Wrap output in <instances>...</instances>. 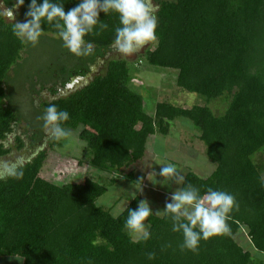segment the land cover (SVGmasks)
<instances>
[{"label": "trees", "instance_id": "obj_1", "mask_svg": "<svg viewBox=\"0 0 264 264\" xmlns=\"http://www.w3.org/2000/svg\"><path fill=\"white\" fill-rule=\"evenodd\" d=\"M155 1L158 39L139 55L138 64L176 71V86L198 95L204 104L183 109L157 102L147 111L143 97L130 85L132 62L107 57L114 51L118 14L101 12L99 18L109 28L85 37L93 44V54L72 55L76 67L55 64L42 84L53 81L54 74L61 75L63 83L73 74L84 76L92 64L104 59L101 70L82 88L46 98L37 110L42 117L44 109L55 104L69 112L63 127L79 129L89 156L85 164L97 177L62 184L49 179L47 169L53 166H48V153L58 144L52 140L29 159L21 179L0 180V260L17 257L21 264H264L235 241L243 230L247 243L264 256V180L252 161L264 149V0ZM15 2L7 0L5 6L12 8ZM29 2L13 10L19 11L16 22L25 21ZM54 2L64 3L67 12L79 0ZM13 23L0 16V158L12 151V135L14 148L23 147V135L17 134L22 116L16 106L24 103V95L31 98V93L39 92L32 81L38 74H24L23 65L31 57L38 71L49 47L54 48V55L59 49L68 54L52 24L42 22L44 33L32 46L13 34ZM213 102L224 103L222 113H214ZM178 118L197 128L206 157L215 165L206 179L187 172L181 187L191 184L202 196L208 188L223 190L234 194L239 205L228 214L230 232L201 240L196 252L181 249L182 233L172 231V220L165 214L145 221L150 225V239L133 240L125 220L128 208L136 209L137 196L116 217L97 205L107 191L100 176H111L142 160L148 140L167 135L170 123ZM119 178L139 184L129 172L113 176L111 185Z\"/></svg>", "mask_w": 264, "mask_h": 264}, {"label": "clouds", "instance_id": "obj_2", "mask_svg": "<svg viewBox=\"0 0 264 264\" xmlns=\"http://www.w3.org/2000/svg\"><path fill=\"white\" fill-rule=\"evenodd\" d=\"M6 2L7 0H0L2 6L0 16L15 21L13 10L22 7L25 0H16L12 8L6 7ZM157 8L153 0H79L77 6L65 12L64 3H57L54 0H42L38 3V0H30L25 12V21L13 23V34L23 43L35 45L44 33L42 22L46 21L56 29L63 46L71 54L76 57H89L93 54V44L86 41L85 37L89 34L99 35L109 28V25L99 18V14L103 12L106 16L109 13H116L120 26L114 29L113 47L125 56H132L140 52L146 44L157 42ZM41 119L44 130L53 141L65 140L72 135L63 127L70 119L67 110L50 104L44 109ZM27 163L29 160L23 156H18L14 160H0V180L21 179ZM155 164L162 165L159 176L163 179L157 181V173L153 171L148 175L152 177L151 180L148 179L153 185L164 186L167 184L165 180H173L179 186L171 193L170 202L165 204V209L157 213L163 212L170 216L172 231L182 233V250L196 252L201 240L206 241L230 232L228 214L239 207L234 194L208 188L202 196L200 190L191 184L180 187L184 184V176L180 174L176 164L167 162ZM136 181L139 184L135 188L142 191V180ZM132 199H136L135 193H132ZM152 215L149 202L142 199L135 210L128 208L125 227L146 241L150 239L151 232L150 225L145 221ZM152 258L153 254L150 253L149 259Z\"/></svg>", "mask_w": 264, "mask_h": 264}, {"label": "rangeland", "instance_id": "obj_3", "mask_svg": "<svg viewBox=\"0 0 264 264\" xmlns=\"http://www.w3.org/2000/svg\"><path fill=\"white\" fill-rule=\"evenodd\" d=\"M153 2L154 4H156L155 0H153ZM0 9L2 11V6H0ZM18 13H19L18 10L13 12L15 16V21L8 20L6 17L5 19L8 22H16ZM148 48H151V44L149 45L146 44L140 50V52L135 53L132 56H125L124 54H121L119 52L112 53L109 55L110 59L124 58L133 63V64L130 63L131 64L130 67L132 69L133 72L132 76L134 78L130 82V85L131 87H133V90L135 92L139 93L143 97L145 103V109L147 111H152L153 107L157 102H168L174 106H178L183 109H190L191 107L196 105L199 106L203 105L204 101L198 95L183 91L182 89L176 86L175 84V79L177 74L176 71L160 69V68H152L146 66L145 64L143 65H141L140 63L138 64L139 55H141L143 51ZM45 50H46V59L43 61V64L38 65V67L36 68L38 71H36L33 68V62H37V61L32 60V58L29 57L26 62L27 64H24L22 68V72H24V74L29 75V73L31 74L36 73L42 79H48L46 75H48L49 70L53 68L55 64L59 65V67L60 66L76 67L74 60L71 58L73 54H71L69 51H67L68 54H64L65 52L63 53L59 49L56 51L54 55L53 47L46 48ZM31 69H33L34 72L30 71ZM38 97H36L35 99L39 105L45 99L42 97L41 98ZM45 97H47V94L45 95ZM22 99L24 103L21 104V102H19L16 107L19 114L22 116L20 125L18 127L19 134L23 135L22 138H24L26 137V135H24L25 133L32 134L30 126H33L34 128H39L43 121L40 115L38 114L36 105L32 104L30 96L27 97L26 95H24ZM210 107L212 108L215 114H220L223 112L225 105L224 103L221 102H213L210 104ZM39 109L40 108H38V110ZM189 126H190V132L197 131V128L193 124H190ZM42 132L45 133V136L41 149L47 148V146L52 142V139L48 136L44 128ZM70 132L72 135L69 138L58 141V144L55 145L53 147V150H51L48 153L49 155L48 166H53L54 169L51 167L49 168L47 167L48 168L47 172L49 173L47 176L49 179H52L54 182L59 184L68 183V182H79L82 181L84 176L97 177L96 172L90 169L85 164L89 156H87L85 150L86 148L85 142L79 138V133H78L79 129ZM155 141L156 139H154V137H151L148 140L146 145V155H145L146 157L142 161L136 163L137 165L134 164L127 168H123L121 171H117L115 172V174L111 176H100L99 182L107 186V191L97 200V205L102 209L108 210L113 217H116L121 213L127 201L132 199V193H135L137 197H140L142 199H147V201L150 204V207L154 204V201H156L157 197L167 198V203L168 201H170V198L166 197L164 194L161 195L162 193L170 192V181L165 180L167 184L164 186H161L160 184L153 185V183L150 181L152 177H148L150 173L155 171L157 173L156 175L157 181L162 180L163 178L159 176V171L162 165H157L155 164V162H161V163L167 162L165 159L159 157L155 158L154 156L152 157V152H153L152 148H154L155 146ZM191 142H192V149H194V147L197 144H200L201 148L202 145H204L203 142H200L199 139H197V141H194L191 138ZM10 143L11 146H13L12 151L5 157L0 158V160H14L16 157L22 156V152H18L14 148L15 141L13 140L12 137L10 138ZM65 145H67V147H65ZM163 152H159V153L164 154ZM200 154H201V158H204L205 156L207 160L205 158L204 159L206 160V162H208V158L206 157L205 151L201 152ZM166 157H169V155L166 154ZM78 160L80 161L82 160L83 164L79 166L77 164ZM252 161L254 164L260 167L261 175L264 180V149L254 154L252 156ZM192 171L193 173L199 172V170H195V169ZM129 172H132L136 179L142 180V191H137L135 187H137L138 185L123 178H119L114 184L111 185V178H113V176H117V175L120 176V175L128 174ZM155 191L157 193L153 194L152 192ZM146 193H151L153 197L152 196L147 197ZM114 204L116 205L112 206ZM157 212L158 210L154 209L153 213H157ZM128 232L133 239L137 240L140 238L138 234L131 233L129 230ZM242 234L245 237V233L243 232V230H241L240 233L237 235L238 241L240 240L239 237H241ZM240 246L244 250L248 251L251 254L252 258L260 259L264 262V256L257 253L251 247V245H249V243H246V241H244V243H240ZM18 260L20 259L17 257H5L0 260V264H21V261Z\"/></svg>", "mask_w": 264, "mask_h": 264}, {"label": "crops", "instance_id": "obj_4", "mask_svg": "<svg viewBox=\"0 0 264 264\" xmlns=\"http://www.w3.org/2000/svg\"><path fill=\"white\" fill-rule=\"evenodd\" d=\"M92 78L93 77H91L89 79L87 78V83ZM51 82L52 81H45V82H43L42 86L43 85L46 86L47 84H49ZM82 87L83 86H81V88ZM25 88L29 89L30 87L28 88L25 86ZM35 90H37V89H35ZM37 91L40 92V90H37ZM36 97H38V96H36ZM36 97H34L33 93H31L32 104H35L36 107L39 108L40 105H38V103L36 102V99H35ZM38 98H41V96H39ZM42 98H44V99L48 98L49 100L54 99V98L49 97V96L45 97V95ZM190 124H192V123L189 120L178 118V119H176L170 123L167 135L161 136V135L157 134V135L153 136L157 142L155 141V146H154V148H152V150H153L152 157L153 156L155 158L159 157V158L165 159L168 163L176 164L178 171L183 176H185L187 174V172H193L192 170L195 169V170H199V172L195 173V174H197L199 177H201L203 179H206L215 170V165L209 160H208V162H206L207 159L205 158V156H204V158L206 160L204 158H201L200 153L205 151L204 145H202V148H201L200 144H197L194 147V149H192L191 138L194 141H197L198 130L195 132H190V126H189ZM42 125H43V122H42ZM24 138H26V137H24ZM179 147H181V148H179ZM163 151H165V152H163ZM159 152H163L164 154H160ZM166 154L169 155V157H166ZM145 155H146V152H145ZM145 155H144L143 159H145V157H146ZM142 160H140V161H142ZM169 181H170V192L161 194V195L164 194L168 198H170L171 193L174 192L179 187L178 185H176L174 183L173 180H169ZM180 187H181V185H180ZM152 193L155 194L157 192L155 191ZM146 194H147V197H151V196L153 197V195L151 193H146ZM130 200L127 201L125 207L127 206V204L129 203ZM140 200H142V198H140ZM168 202H170V201H168ZM166 203H167V198L157 197L156 201H154V204L151 206L152 212L154 211V209H157L158 211H163L165 209ZM115 205L116 204H114L112 206H115ZM154 214H155V216L162 217L164 213L163 212H160L157 214L153 213V215ZM237 235L235 237V241L238 244L244 243V241H246V243L248 242L246 236L244 237L243 234L241 237H239L240 240L238 241ZM133 240H136V239H133Z\"/></svg>", "mask_w": 264, "mask_h": 264}, {"label": "flooded vegetation", "instance_id": "obj_5", "mask_svg": "<svg viewBox=\"0 0 264 264\" xmlns=\"http://www.w3.org/2000/svg\"><path fill=\"white\" fill-rule=\"evenodd\" d=\"M113 53H118V51L114 48ZM109 54H107V57L109 56ZM103 62L104 59L97 60L94 64H92V66L89 67L88 73H86L84 76H76L73 74L65 83H63L65 80L61 77V75L58 76L57 74H54L55 79L46 86L44 85L42 86V81L44 80L40 76L36 75L33 77L32 81L34 83V89L40 90V92L33 93V95L34 97L36 96L43 97L44 95L47 94V96L52 98H56L60 93H63V95H68L72 91H76L77 89L81 88L80 86H78V84H75L76 82L74 83L76 77L86 76L89 79L94 75H97L103 66ZM26 87L28 88L30 87L29 83H26ZM53 90L56 91L54 94L52 92ZM30 127L32 134L29 133L26 136V138L23 139V147L20 150H17L18 152H22V156L24 155L23 157H25L27 160L31 159L37 154L39 148L44 142V136H45V133L42 132L43 130L42 124L40 125L39 128H34L33 126ZM18 133H19V129L17 130V134ZM11 137L13 138L14 135H12Z\"/></svg>", "mask_w": 264, "mask_h": 264}, {"label": "water", "instance_id": "obj_6", "mask_svg": "<svg viewBox=\"0 0 264 264\" xmlns=\"http://www.w3.org/2000/svg\"><path fill=\"white\" fill-rule=\"evenodd\" d=\"M90 76V75H89ZM76 82V83H75ZM75 84H78V86H84L87 84V77H76V80L74 81ZM71 92V91H69ZM73 92V91H72ZM60 95H63V93H60L56 98H58Z\"/></svg>", "mask_w": 264, "mask_h": 264}]
</instances>
